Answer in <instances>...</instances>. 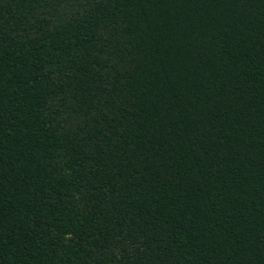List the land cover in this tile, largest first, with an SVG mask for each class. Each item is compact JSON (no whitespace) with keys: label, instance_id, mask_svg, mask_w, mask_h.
Masks as SVG:
<instances>
[{"label":"trees","instance_id":"1","mask_svg":"<svg viewBox=\"0 0 264 264\" xmlns=\"http://www.w3.org/2000/svg\"><path fill=\"white\" fill-rule=\"evenodd\" d=\"M0 264H264V0H0Z\"/></svg>","mask_w":264,"mask_h":264}]
</instances>
